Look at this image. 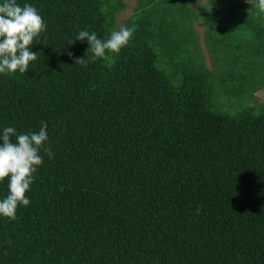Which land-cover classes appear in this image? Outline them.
Masks as SVG:
<instances>
[{"label":"trees","instance_id":"obj_1","mask_svg":"<svg viewBox=\"0 0 264 264\" xmlns=\"http://www.w3.org/2000/svg\"><path fill=\"white\" fill-rule=\"evenodd\" d=\"M27 2L46 28L29 69L0 75V124L46 121L53 156L0 217V264H264V110L213 111L143 29L81 65L75 34L108 37L105 0Z\"/></svg>","mask_w":264,"mask_h":264},{"label":"rangeland","instance_id":"obj_2","mask_svg":"<svg viewBox=\"0 0 264 264\" xmlns=\"http://www.w3.org/2000/svg\"><path fill=\"white\" fill-rule=\"evenodd\" d=\"M222 2L105 0L104 10L110 32L129 25L147 32L173 78L201 79L213 111H263L264 17L253 5L242 12L236 0Z\"/></svg>","mask_w":264,"mask_h":264},{"label":"clouds","instance_id":"obj_3","mask_svg":"<svg viewBox=\"0 0 264 264\" xmlns=\"http://www.w3.org/2000/svg\"><path fill=\"white\" fill-rule=\"evenodd\" d=\"M248 3L264 17V0H248ZM45 28V21L27 0L23 4L18 0H0V75L23 74L29 69V63L37 58V52L31 51L30 46ZM134 31L135 25L121 26L112 30L105 39L98 38L95 31H77L74 39L86 41L90 55L87 60L82 57L75 62L81 65L94 62L104 58L106 50L118 53L128 44ZM47 128L44 120L40 121L37 131L18 132L13 124H0V182L7 178L6 194L0 196V217L14 220L17 207L30 204L25 193L30 189L34 173L43 163L41 152L50 159L53 156Z\"/></svg>","mask_w":264,"mask_h":264}]
</instances>
